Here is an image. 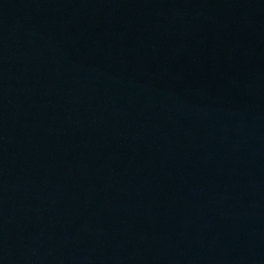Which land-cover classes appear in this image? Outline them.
Returning a JSON list of instances; mask_svg holds the SVG:
<instances>
[{"label":"water","instance_id":"95a60500","mask_svg":"<svg viewBox=\"0 0 264 264\" xmlns=\"http://www.w3.org/2000/svg\"><path fill=\"white\" fill-rule=\"evenodd\" d=\"M0 264H264V0H0Z\"/></svg>","mask_w":264,"mask_h":264}]
</instances>
